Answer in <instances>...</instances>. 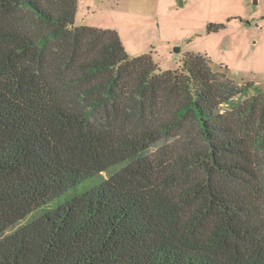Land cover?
Masks as SVG:
<instances>
[{"label": "trees", "instance_id": "1", "mask_svg": "<svg viewBox=\"0 0 264 264\" xmlns=\"http://www.w3.org/2000/svg\"><path fill=\"white\" fill-rule=\"evenodd\" d=\"M76 6L0 0V264H264V90Z\"/></svg>", "mask_w": 264, "mask_h": 264}, {"label": "rangeland", "instance_id": "2", "mask_svg": "<svg viewBox=\"0 0 264 264\" xmlns=\"http://www.w3.org/2000/svg\"><path fill=\"white\" fill-rule=\"evenodd\" d=\"M263 15L264 0H77L74 25L115 30L126 53L150 54L163 71L178 69L186 53L204 55L212 70L226 72L239 85L251 82V96L257 92L254 86L264 90ZM86 188L87 180L51 204Z\"/></svg>", "mask_w": 264, "mask_h": 264}, {"label": "crops", "instance_id": "3", "mask_svg": "<svg viewBox=\"0 0 264 264\" xmlns=\"http://www.w3.org/2000/svg\"><path fill=\"white\" fill-rule=\"evenodd\" d=\"M261 19H264V15L262 16V18Z\"/></svg>", "mask_w": 264, "mask_h": 264}]
</instances>
